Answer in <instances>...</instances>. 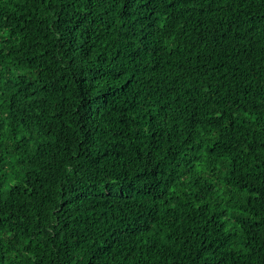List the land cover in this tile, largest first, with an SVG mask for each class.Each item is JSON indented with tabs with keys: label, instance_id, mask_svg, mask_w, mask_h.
<instances>
[{
	"label": "trees",
	"instance_id": "1",
	"mask_svg": "<svg viewBox=\"0 0 264 264\" xmlns=\"http://www.w3.org/2000/svg\"><path fill=\"white\" fill-rule=\"evenodd\" d=\"M0 264H264V0H0Z\"/></svg>",
	"mask_w": 264,
	"mask_h": 264
}]
</instances>
